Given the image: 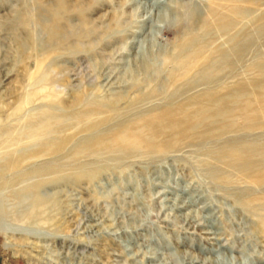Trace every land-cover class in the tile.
<instances>
[{
	"label": "rangeland",
	"instance_id": "rangeland-1",
	"mask_svg": "<svg viewBox=\"0 0 264 264\" xmlns=\"http://www.w3.org/2000/svg\"><path fill=\"white\" fill-rule=\"evenodd\" d=\"M250 146L264 0H0V264H264Z\"/></svg>",
	"mask_w": 264,
	"mask_h": 264
},
{
	"label": "bare ground",
	"instance_id": "bare-ground-1",
	"mask_svg": "<svg viewBox=\"0 0 264 264\" xmlns=\"http://www.w3.org/2000/svg\"><path fill=\"white\" fill-rule=\"evenodd\" d=\"M241 1V0H240ZM216 2V1H215ZM211 11V10H210ZM212 16V15H211ZM218 21V20H216ZM232 22V21H231ZM219 26V25H218ZM226 26V25H225ZM231 27V26H229ZM228 28V27H227ZM226 28V29H227ZM216 30V29H215ZM225 30V28H224ZM218 31V30H216ZM226 31V30H225ZM228 32V31H227ZM242 47V46H241ZM143 53V52H142ZM142 58L144 59H141V67H142V70L146 72L147 69H149V65L150 62H153V58H148L147 60L145 57H144V54L142 55ZM146 59V60H145ZM155 64V63H154ZM153 67V66H151ZM150 67V68H151ZM155 74V73H154ZM164 115H166V119L168 118H172V114L169 112L167 113L166 111L164 112ZM167 119V120H168ZM166 121H160V120H151L149 122V125L150 127H152V129H154L155 131L159 130L163 125H165ZM178 125V124H177ZM171 126V128H176L174 127L173 125H169ZM126 130L128 131V129H124V131L126 132ZM123 131V132H124ZM160 131V130H159ZM158 131V132H159ZM127 139V138H126ZM124 140V139H123ZM125 141V140H124ZM128 141V140H127ZM134 142V140H133ZM137 142V141H136ZM142 142V141H141ZM147 142V141H145ZM149 142V141H148ZM155 141H153L152 143H154ZM127 143V142H126ZM122 144V143H121ZM146 144V143H145ZM144 144V145H145ZM143 145V144H142ZM154 145V144H153ZM251 145H254V144H251ZM142 147V146H141ZM144 147V146H143ZM147 147L151 150L153 149V147L149 144H147ZM220 159H221V162H223V164L227 167H231L236 173H238L239 175L243 176L245 178L248 177V178H252V182L255 184V185H261L262 183H264V175L263 176H258L259 172L257 171L260 167L259 163L264 160V148H257V147H249V148H237V147H233V149L229 152V153H226V154H223V155H220L219 156ZM258 158H261L260 160H257ZM263 159V160H262ZM220 181V180H219ZM223 182V181H222ZM247 204V203H246ZM245 204V205H246ZM261 225L263 226L264 224V219L262 218L261 219Z\"/></svg>",
	"mask_w": 264,
	"mask_h": 264
}]
</instances>
